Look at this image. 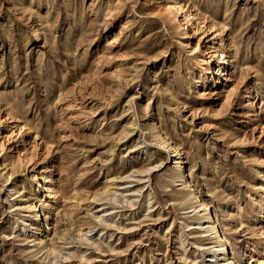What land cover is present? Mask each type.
<instances>
[{
    "label": "rangeland",
    "instance_id": "374dc122",
    "mask_svg": "<svg viewBox=\"0 0 264 264\" xmlns=\"http://www.w3.org/2000/svg\"><path fill=\"white\" fill-rule=\"evenodd\" d=\"M199 200L263 264L264 0H0V264H201Z\"/></svg>",
    "mask_w": 264,
    "mask_h": 264
},
{
    "label": "bare ground",
    "instance_id": "6f19581e",
    "mask_svg": "<svg viewBox=\"0 0 264 264\" xmlns=\"http://www.w3.org/2000/svg\"><path fill=\"white\" fill-rule=\"evenodd\" d=\"M178 15H179V11L176 10V16H178ZM183 19L185 21L187 20L186 17H183ZM221 61H222V64H224V68L218 74H221V76H226L222 80H227V76H228L229 71H230L229 64H228V61L225 60V59H223V58H222ZM211 62H212V58H210V60H209V63H211ZM217 71L218 70H213L212 69L211 73H213L214 75H216L217 74ZM158 144L163 149L166 150V152L169 154L170 157H172V159L174 161V164L176 165L177 168H179L180 171H182L183 169L186 170V167L184 166L185 165L184 156L181 155V154L176 153V148L170 146L167 143V141L164 138H162V137L159 139ZM44 172H45V169L42 168L41 169V173L39 175H37V176L34 177V181L33 182H38L39 183L38 186L40 185V181L41 180H44L45 181L47 179V177H45V173ZM181 175H182V177H181V180H180L181 181L180 184H182V185H185L186 184L187 185L186 179L189 176L188 175V172L182 171ZM8 179H9V176L7 177V180ZM45 188L47 190L50 189L46 185H45ZM189 189L191 191V195L193 196V199H195V201H197L196 200L197 199L196 194L193 192V190H191V188H189ZM113 192H114V190H113ZM55 194H56V192L53 195H55ZM94 201H96V199ZM32 204H33V202H32ZM43 204H42V206H43ZM45 205H46V203H45ZM31 206H32L31 204L27 205L26 206V209L33 208ZM190 208H192L193 210L196 209V208H198L202 212L201 213V215L203 216L202 218H205L206 219V221H205L206 222V227L202 231H200L199 234H201L200 237H202L204 240L205 239L206 240H209L210 241L209 244L211 246L210 245L208 246V244L204 245L203 243L198 244L197 242H193V243H195L194 245H196V247L198 246V251H199V254H201V256H204L205 255L206 257H209L210 258L208 261H203L201 264H206V262L208 264H240V263H237V260H236L235 256L233 255V252L232 253L230 252L229 246H228V244H229L228 243V240L224 237V234L220 232V229H219L218 223H217L218 221H216V219L212 215V212L210 211L208 204L205 203L204 200L203 201L199 200L198 203H197V206L193 205V206H190ZM34 210H35V208H34ZM43 216H44V214H43L42 210L36 209L33 212V214L31 215V221H32V223H29L28 227H25V224H23L22 226L20 225L21 226L20 229H22L23 232L27 236L29 235V233L34 232V234H35V236L37 238L36 240H38L39 242L43 240V236H46V237L49 238L50 235H51V233H52V230L53 229H52V227H50V225L48 224L47 221H46L45 224L42 223V217ZM98 217H99L100 220H101V218H102V220L105 218V220H103L104 223H105L106 222V217H108L107 210H102V215H100ZM22 221L23 222L24 221L26 222V220H22ZM108 222H109V220H108ZM195 224L196 225H200L201 223H197L196 222ZM91 230L92 229H88L87 231L89 232ZM80 237H82V238L85 237V234H81ZM86 239H88V238H86ZM201 240L202 239H200V242H201ZM206 246H208V247L205 248ZM52 252H55V251H52ZM206 253H207V255H206ZM263 264H264V261H263Z\"/></svg>",
    "mask_w": 264,
    "mask_h": 264
}]
</instances>
